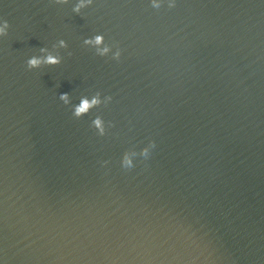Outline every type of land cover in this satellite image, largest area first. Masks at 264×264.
I'll return each mask as SVG.
<instances>
[{
	"label": "water",
	"instance_id": "obj_1",
	"mask_svg": "<svg viewBox=\"0 0 264 264\" xmlns=\"http://www.w3.org/2000/svg\"><path fill=\"white\" fill-rule=\"evenodd\" d=\"M74 2L0 0V259L264 264V0Z\"/></svg>",
	"mask_w": 264,
	"mask_h": 264
},
{
	"label": "clouds",
	"instance_id": "obj_2",
	"mask_svg": "<svg viewBox=\"0 0 264 264\" xmlns=\"http://www.w3.org/2000/svg\"><path fill=\"white\" fill-rule=\"evenodd\" d=\"M57 2H62V0H57ZM93 0H75L73 3V11L79 12V10L83 7H86L87 5L91 4ZM148 4L153 9H159L162 5H166L167 8L171 9L176 7L177 0H147ZM9 21L4 18L3 16H0V37L7 34L9 29ZM60 47H66V41L63 39H60L58 42ZM83 43L85 45L90 46L95 50L97 54L100 56H105L108 54H111V56L115 59H119L121 55V49L119 46L115 48H111L108 44L104 42L103 33L97 32L94 33L91 36H86L83 40ZM41 52H44L45 55L43 56H28L26 58L25 64L26 67L29 69H35L38 68L40 65H56L61 62V58L58 55H55L51 52H49L45 48H41ZM58 99L63 102V104L68 105L69 104V94L67 92H61L58 95ZM112 100L111 95H105L103 98H101V95L99 92L94 93L91 97L88 96H81L78 103L71 105V114L73 117H80L88 113V111L95 107L96 105L104 102L107 103ZM91 127H93L97 134L103 135L105 132V121L97 116L91 121ZM154 147V142L152 140H148V143L140 149V155L147 159L151 149ZM133 154H130L129 152H124L121 154L120 157V166L123 169H130L134 166L133 162ZM102 164L107 163L106 161L101 162ZM0 264H4V261L0 259Z\"/></svg>",
	"mask_w": 264,
	"mask_h": 264
}]
</instances>
